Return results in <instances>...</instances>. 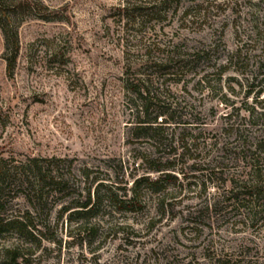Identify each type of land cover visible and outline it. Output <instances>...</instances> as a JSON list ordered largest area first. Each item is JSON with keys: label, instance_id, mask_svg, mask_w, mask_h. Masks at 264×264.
<instances>
[{"label": "rangeland", "instance_id": "obj_1", "mask_svg": "<svg viewBox=\"0 0 264 264\" xmlns=\"http://www.w3.org/2000/svg\"><path fill=\"white\" fill-rule=\"evenodd\" d=\"M38 1L58 20L22 22L11 78L0 33V159H55L70 182L39 206L4 190L0 264H264V0H170L142 18L127 0ZM167 55L170 70L150 68ZM139 78L159 88L165 146L134 135L124 82ZM155 168L170 178L140 186V210L107 205ZM87 191L96 214L60 213Z\"/></svg>", "mask_w": 264, "mask_h": 264}, {"label": "trees", "instance_id": "obj_2", "mask_svg": "<svg viewBox=\"0 0 264 264\" xmlns=\"http://www.w3.org/2000/svg\"><path fill=\"white\" fill-rule=\"evenodd\" d=\"M169 1L170 0H127L121 10H136L140 12L146 10L144 15L142 14L139 16L140 18L150 14L154 17L159 15V13L150 10H162ZM147 10H149V12H147ZM53 16L54 12L43 6L38 0H0V33L4 43L5 72L9 78L13 75L20 52L18 30L22 22L28 17H36L44 21H50L51 19L58 20V18H54ZM149 56L150 54L147 55L148 59L146 58V62L152 61L149 59ZM174 59V56L167 55L163 60L152 62L150 68L156 73L161 74L162 71H168L172 68V64L177 61ZM124 88L129 97V102L134 107L135 111V122L137 126L133 129L134 135L136 137H149L154 144L165 146L167 140L163 134L167 119L159 108V88L153 85L150 78L126 80L124 82ZM53 163L56 164L53 165ZM57 163L58 161L55 159L45 160L30 158L26 159L24 162L20 161L16 164H11L0 159V195L6 188L10 189L12 186L13 188L23 190L30 203L32 202L38 206L43 204V202L52 198L53 194L61 193L68 189L70 181L59 174L60 168ZM149 171L152 173H160V178L150 180L148 176H146L135 180L130 189V197L128 200L121 199L117 202L116 199H114L115 197H110L107 205H114L120 212H137L140 210V186L143 185L148 192L158 193L159 186L163 183L161 178H170L169 174L164 173V170H160L159 168L150 169ZM252 176H254L256 180H259V173L254 172ZM245 182L246 181H240L238 183H241L243 186ZM163 201V198H160L159 208L162 211L161 213H164L165 208ZM102 203L98 191L94 192L92 197L90 191H87L82 202L67 204L61 208L60 213H68V216L77 215L89 218L96 214ZM5 226L15 227L18 231H26L29 224H27L26 218L25 220H18L16 218L7 220ZM2 230H4V219L0 218V232H2Z\"/></svg>", "mask_w": 264, "mask_h": 264}]
</instances>
